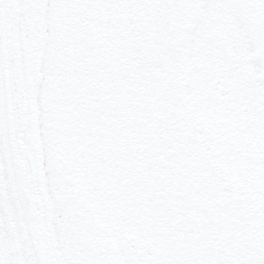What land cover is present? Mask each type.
<instances>
[{"label": "snow or ice", "instance_id": "snow-or-ice-1", "mask_svg": "<svg viewBox=\"0 0 264 264\" xmlns=\"http://www.w3.org/2000/svg\"><path fill=\"white\" fill-rule=\"evenodd\" d=\"M0 264H264V0H0Z\"/></svg>", "mask_w": 264, "mask_h": 264}]
</instances>
